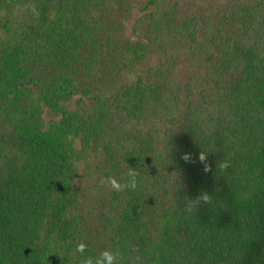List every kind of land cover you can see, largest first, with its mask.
<instances>
[{
    "label": "trees",
    "instance_id": "trees-1",
    "mask_svg": "<svg viewBox=\"0 0 264 264\" xmlns=\"http://www.w3.org/2000/svg\"><path fill=\"white\" fill-rule=\"evenodd\" d=\"M8 1L0 264H264V0H145L144 32L111 51L102 0H27L21 30ZM102 56L98 92L79 81Z\"/></svg>",
    "mask_w": 264,
    "mask_h": 264
},
{
    "label": "rangeland",
    "instance_id": "rangeland-1",
    "mask_svg": "<svg viewBox=\"0 0 264 264\" xmlns=\"http://www.w3.org/2000/svg\"><path fill=\"white\" fill-rule=\"evenodd\" d=\"M228 0H195L196 5L200 8L204 7H217ZM254 1V0H252ZM145 0H102V4L104 6V10L106 12V24L103 26L109 30V34H111L112 39L115 43L111 44L110 51L113 50L116 46H119L123 43L126 38H130L135 40L138 35L144 32L146 21L140 20L143 14L147 13V11L143 10ZM3 6H6L7 9L2 10L1 17L3 19L10 18L11 20H17L14 25L15 29L21 30L24 22L29 23L32 21L33 10L32 7L29 6L27 0H12L10 3L5 2ZM13 10H16L13 11ZM4 13V14H3ZM139 19V20H138ZM115 56V55H114ZM106 57H100L91 62V65L84 70L82 73V78L80 79V83L84 82L88 85L91 90L94 91H102L108 90L110 82L108 80L109 71L106 68H101L96 64L97 61H102ZM154 56L151 58V62L154 61ZM29 70L30 75L35 78L40 79L41 76H45V72L41 71L40 74V58L34 56L31 60ZM95 62V63H94ZM94 63V64H93ZM27 65V62H26ZM122 73V72H121ZM123 74V73H122ZM127 77L124 76V79ZM112 83V82H111ZM86 86V85H85ZM77 96V95H76ZM73 106V102H71ZM88 104V103H87ZM42 109L44 113L45 120L56 118L45 105L42 104ZM18 135V118H17V110L14 105L10 104L6 109L4 106H0V150L8 149V150H16V147L19 144L17 139ZM93 202V198L90 194L86 195L85 203L91 204ZM89 232L92 234H97L100 236V239L104 242L103 244L108 242V232L109 230L100 228H95V226L90 224Z\"/></svg>",
    "mask_w": 264,
    "mask_h": 264
},
{
    "label": "clouds",
    "instance_id": "clouds-1",
    "mask_svg": "<svg viewBox=\"0 0 264 264\" xmlns=\"http://www.w3.org/2000/svg\"><path fill=\"white\" fill-rule=\"evenodd\" d=\"M103 257L105 258L106 264H114V261L116 259V256L114 253L110 251H105L102 253Z\"/></svg>",
    "mask_w": 264,
    "mask_h": 264
}]
</instances>
